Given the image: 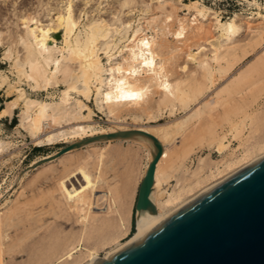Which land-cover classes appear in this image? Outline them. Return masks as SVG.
I'll use <instances>...</instances> for the list:
<instances>
[{
  "label": "bare ground",
  "instance_id": "obj_1",
  "mask_svg": "<svg viewBox=\"0 0 264 264\" xmlns=\"http://www.w3.org/2000/svg\"><path fill=\"white\" fill-rule=\"evenodd\" d=\"M157 1H159V4L162 6V8L168 5L169 3L167 2V0H157ZM157 1L155 2L158 4ZM182 1L183 0H177L178 3ZM130 2H132V0H122L120 3L121 8H124V6H126ZM129 6H127V8ZM148 6L149 5L147 4L146 7ZM171 6L172 8L176 10L177 7L175 8L174 4ZM183 6L187 7V9L189 8L194 9V13L191 19L192 22L190 20L191 24H196L194 22L195 20L197 22L198 17H200L202 20H208L210 18L209 16L213 15V18H211L212 24H213L212 26L214 30L218 32L217 34L218 37L216 36L215 37L216 39L214 40V42L211 41L209 43L211 46V49H210L211 56H207L205 58L203 57V59H201L202 58L201 57L200 58L201 60L197 64V66H199V68L203 71L201 74H204L205 78L209 79V81L212 82L213 75L216 76V74H214L215 71L220 72L223 70L224 72V68L225 69L227 68L223 65V62H225L228 65L230 61L232 60V59L229 60L230 55L232 54L231 50L234 47V46L231 47V43L234 40V38L239 34V31L242 26L239 25L236 14H233L231 17H229L228 20L223 21L219 17V14L216 11L211 10L210 8L204 6L201 1L192 0L189 5L184 4ZM73 8L71 5V0H68L63 11L60 12L59 15H56V18L52 19L51 17L52 19L51 22L47 24H42L38 16L36 18L34 14H33L34 16L30 14H24V15H20L21 17H18L20 21V25H22L23 30L18 35L17 41H18V44L21 45L20 47H22L21 51H23V53L22 52H21L22 54L20 53L22 57L16 58V60L14 61V68L16 69L18 80L15 81L16 83L13 82V84H11L12 82L8 83L9 88L11 90L13 89L17 93V96L14 99L6 102L5 107H3L0 110V117H4V116L11 117L13 115L14 110L18 107L19 103L22 102V108L19 114V127L26 130V132L31 136L32 142L34 141V143L40 146H52V145L56 146V144H65V143L68 145V144H73L76 142L84 141L87 138H92V137L94 138L95 136L110 134L108 132H105L102 134L95 135L98 131L104 130L105 128H102V126L97 127L93 125V123L92 124L85 123L86 119H91L94 114L93 110L87 104V102L90 101V98L92 96H94V103L97 109L107 114V117H108V116H116V115L118 116L121 113V111H123L124 108H126L127 112L131 111V108H134V107L135 109L136 107H139L142 110L143 108L141 107L147 104L150 101L149 99L155 94L159 95L158 101H155L156 103L158 102L157 103L158 105L160 104H169V105L174 104L175 105V102L179 101L180 103H182V106H180V108L185 107V106L187 107L189 101H192L193 98L196 99L195 97L196 92H199L200 88H205L201 85L203 83H200L201 85L200 87H199V84L196 83L197 85L196 88L197 89L199 88L198 90H196L194 83H193L194 86L193 85L192 86L195 89L189 88L191 85L190 86L188 85V87L186 88V86H184L183 84V81L187 80V78L185 77L183 78V76L182 78L185 80L181 78L182 81H179L180 79L173 80L170 78V75L168 73V71L170 70H167L168 67L166 69V66H165V62L170 61V60H167V57L169 55H165L167 56L165 62L161 58V52L163 48H166L165 46L166 43L164 44L163 41L160 42V40L159 41L157 40L159 38L158 37V34L160 32L159 30H158L159 32H155V34L149 35L148 33H145L143 29L139 26L133 29L131 36H128L129 30L132 28V23L130 20L129 21L127 20L128 22L122 21L124 23L120 22L121 26L118 27V26H112L110 23L106 22L107 21L106 19H105L106 21L102 19L103 17L102 18L94 17V19H92L91 21L86 22L87 24H84L83 28H79L81 15L76 16L75 13L73 12ZM142 8H141V12L144 11V10L142 11ZM118 12L120 13V11ZM98 14L99 13H97V15ZM257 14H256L257 17L264 19V15H263L264 13L261 14L260 12H257ZM187 15H189V12L185 13L183 18L178 17L176 19V21L178 22V28L173 32V36L178 40L185 36V32L187 28L189 27L190 22L189 23L186 22ZM175 17H177V14L175 15ZM114 20L112 21L114 22ZM117 20H120V17L119 19L117 18ZM166 20L171 21L172 14L167 15ZM17 22L18 21H16V23ZM117 22L119 23V21ZM167 25L168 24H166V27H168ZM261 26L263 25L261 24ZM248 27H250V25ZM202 28L203 27L201 25L198 27V30H201ZM162 31H161V34L163 33ZM118 35L120 36V38H118L117 40ZM123 40L124 42L126 41V44H124L118 51V54L115 55L113 53V50L116 47L118 49V44L120 42L122 43ZM58 43H61V45H58ZM239 47H242V46H239ZM199 48L204 50L205 46L202 47L201 45L199 46ZM11 49L12 48H8L5 51L4 53L5 57L10 58L12 56ZM167 52L169 53V51ZM176 52H177V49H176ZM102 54H104L107 57V61L105 63L102 61ZM235 55L236 53L232 55V58ZM187 57L190 60H195V59L198 60L196 58V54L191 53V52L187 53ZM260 58L261 57L259 56L258 59ZM211 62H214L215 64H217V68H213ZM167 63L169 64V62ZM257 64L255 66H257ZM185 65H183V67L182 66L180 67L182 68L181 70L186 68ZM255 66H254V70L257 68V67L255 68ZM252 70L253 68L251 69L249 68V70L247 71L245 70L246 72L244 71L245 73L243 72V74L241 73V75L239 73L237 74L238 76L236 75V77L235 76L232 77V78H236V82L234 81L235 85L241 86L240 82L241 83L245 82L247 78L246 76L249 74H253L251 73ZM195 71H198V70H195ZM0 78H1L0 86H2L5 82H8L7 76H1ZM249 78H247L246 81H249L248 80ZM198 80L199 79H197L196 81ZM22 82H27L33 91H37L40 89L46 90L49 86L55 83L57 84L58 82H61V83L63 82L65 84V87L63 90H61L60 95H58L59 99L57 101L50 100L51 101L50 102V101H47V99L41 100L38 98L28 96L26 94L25 89L20 86ZM228 83H230L229 80H228ZM230 85L232 86V83ZM235 85L231 87V86H228L227 84V87L231 88L232 90V88L236 89L234 88ZM223 88L225 89V87ZM223 88H222V93H223ZM238 89H240V87H238ZM209 94L211 93H208V95ZM216 94L220 96L221 93L218 94L217 92ZM216 94L215 96L218 99V96ZM211 99H214V98L211 97ZM207 101H208L207 103H209V100ZM205 103L206 102L204 101L203 104ZM213 103L211 104L214 105ZM192 105H193V102H192ZM198 105L196 104V106ZM199 109H202V108L197 107L190 113L187 112L186 115H184L180 119L174 120L172 122V125L170 124L168 125V123L161 124L156 129H154L155 127H153L152 130H149L148 126L146 125L145 126L141 125L139 129H128L125 126L122 127L119 124H117L116 126H118L119 128L113 129L114 131L111 132V133H117L120 131H128V130H144L154 135L158 139V141L160 142L162 146V154L156 165V170L154 174V184H153V188L150 194V200L155 205L156 213L152 214L148 211H137L136 210L137 212L136 213V223H135L136 230H137L136 233L133 236L128 237V239L125 242L118 243L117 245H115L116 247H113L112 249L107 251L106 255L103 258L99 257L96 246H99L100 244H102V248H103V245H105V242H107L108 240L110 241L111 239L113 240L120 232H122L125 236L129 234L131 225H130V220L128 217L129 214L127 215L128 210L126 211V199H128L127 198L128 192L125 189H127V187L125 188L123 186L125 189H123L122 187V189L125 190L123 194H121V192H123L122 189L120 190V192H119V189H117L119 192V195H117L111 188H109V185H108L107 190L104 191L101 195L97 196L95 192L97 193V191L99 190L98 189L99 182L101 181L102 176L104 174L103 171H105L106 169V168L104 169L105 162L107 159H109L110 157L109 155H113L112 154L113 152L110 151L111 153L108 154L109 152L107 153L106 149L100 148L90 153L86 158L81 157L82 158L81 161H79L81 159L79 157L80 159L76 160V162L77 161L79 162L77 164L75 163L76 165L74 169L73 170L70 169L68 174L66 173V175L63 178L59 179V182L57 181V186H58L57 188L62 197L60 203L63 206L64 211H66L68 214L74 215L76 217V221L80 223V227L78 231L75 232V234L77 233L78 235L74 236V240L76 239V242L73 241L67 246L63 245L68 242L67 237L69 236L65 235L66 238L63 239L64 241H61V243L62 242L64 243H62L60 247H63V248L65 246L66 247L64 249L58 248L59 250H61L59 253L57 249H54V252L56 254L54 255L53 250H51L52 247L53 246L55 247L56 245L54 243V245L51 247L50 250L52 251L55 257L52 255L53 258H51L52 260H50V258L46 256L47 259L43 258V260L48 261L49 259L50 261L48 263H46L47 261L45 263L44 262H40V263L41 264L42 263L44 264H94L100 259L109 260L110 255L120 252L121 250H123L124 248L132 244L133 242L146 236L153 229H155L158 225H160L162 222H164L174 213L184 208L190 202L202 196L203 194H205L206 192H208L209 190H211L212 188H214L215 186H217L218 184H220L225 179H227L234 173L238 172L242 168L249 166L253 162L264 157V136H262L261 138L250 139L246 141L245 143H243V148L241 152L238 154L232 153L233 152L232 151L230 156H223V153L228 148L229 144H226V140H225L226 134L220 136L218 133H216L218 131L217 130L214 133V135L210 137V142L208 145L209 147L210 146L216 147V151L220 155H222V158L219 160H213V159H209L208 156H202L198 159L197 166L192 172V174L190 175V178H186L184 176H180V177L175 176V179H174L173 172L177 171L178 169L180 170L182 169L184 159L189 154V152L192 151V147L196 143L193 140L192 142H188L185 139H182V140L180 139V144H179L180 149L178 150L177 148H174L175 150L177 149L174 153L172 151L173 148L171 149V146L174 143H176V138L179 132H180V137L183 136V128L185 124L190 118L194 116L196 117V115L199 112ZM183 110L184 109H182V111ZM146 118H147V121H150L152 120L153 116L149 115ZM133 120H142L141 113L140 115L134 114ZM229 123H230L229 130H230V134L232 135V137L234 138L242 137V133L244 129V119L229 121ZM120 139H123V138H115V139L110 138V139L95 140V141H92V142H89L83 145L80 148L96 146V143L100 141L111 142V140H120ZM124 140L133 141V143L138 142L142 144L143 146H145L148 150L147 152L148 162L145 165L146 167L143 171V174L140 175L141 176L140 180H138L139 181L138 188H139L140 182L142 181V178L146 174V171L149 167L150 162L153 160V156L156 152V147L154 145V142L145 136H132L129 139H124ZM7 144L8 143H6L4 140L0 138V151H3L4 148L7 146ZM78 149L79 148L71 149L65 154H63L62 156H60L59 158L52 159V160L50 158L56 152L51 155L42 157L36 162L45 160V159H48V160L36 166L35 170L40 169L42 166L46 168L48 165L50 166L55 161L57 162L58 160H61V158L64 157L65 155L67 154L70 155V153L72 154L73 151L78 150ZM64 159L67 160V158L65 157ZM69 159L71 160L72 158H69ZM74 160L75 159L71 161H74ZM61 163L63 162L61 161ZM91 163L92 164L94 163L95 165V168H96L95 174H93L89 168V165H91ZM70 165L73 166V163L72 164L70 163ZM54 168L55 167H53V169ZM72 177L74 178L77 177L76 182L69 181L70 178L72 179ZM173 180H175L174 184L171 183ZM67 181H69L70 183L68 182L69 183L68 184ZM126 185L128 184H125V186ZM168 186L171 187V189H169ZM48 193L51 194V191H49ZM55 199L57 200V198ZM100 201H102L101 206L104 205V207L100 209L101 212L94 213L97 211L96 210L94 212L92 211L93 206L94 204H99L98 202ZM41 203H42V200L40 204ZM2 214L3 213L0 212V264H5L4 262L5 257L3 256L4 255L3 254L4 244L2 243L3 241L2 238H5V237L2 236L1 231H2L4 224L7 223V221L4 223ZM8 227L9 226H7V228ZM6 229H5V232H6ZM122 233L119 234L117 238L120 235H123ZM72 236L70 235V237ZM57 237H59V235ZM61 237L64 238L63 236ZM56 238H55V242L58 239H60V237L57 238V240ZM62 238L60 240H62ZM91 238L94 242V246L92 245L90 247L89 244L85 241H89ZM68 239L71 240L70 238ZM39 259L37 261L33 260V264H35L36 262L38 263L40 261Z\"/></svg>",
  "mask_w": 264,
  "mask_h": 264
},
{
  "label": "rangeland",
  "instance_id": "obj_2",
  "mask_svg": "<svg viewBox=\"0 0 264 264\" xmlns=\"http://www.w3.org/2000/svg\"><path fill=\"white\" fill-rule=\"evenodd\" d=\"M67 1L68 0H0V77L1 76L8 77V82H5L2 86H0V110L3 107H5L7 101H10L17 96V93L13 89L11 90L9 88L8 83L12 82L11 84H13V82L16 83L15 81L18 80L17 72L16 69L14 68V61L16 60V58L22 57L21 54L23 53V51H21L22 47H20L21 45L18 44L17 41L18 35L23 30L22 25H20V21L18 17H21L20 15H24V14H30L32 16L35 15L36 18L38 16L42 24H47L51 22L52 19L56 18V15H59V13L63 11V9L67 4ZM121 1L122 0H106V1L105 0H71V5L72 8L74 7L73 12L75 13V15L76 16L81 15L79 28H83V25L87 24L86 22H89L92 19H94V17L95 18L103 17L102 19L104 20L106 19L107 20V21L105 20L106 22L110 23L112 26H118V27L121 26L120 22L122 21L128 22L130 20L132 23V28H131L132 30L131 29L129 30L128 36H131L133 29L139 26L143 29L145 33H148L149 35L155 34V32L160 31L158 34L159 38L157 40L158 41L160 40V42L163 41L164 44L166 43L165 44L166 48L162 49L161 58L165 62L167 57L165 55H169L167 57V60L170 61H166L165 66L166 69L168 67L167 70H170L168 71L170 78L173 80L180 79L179 81H182L184 77L187 78V80L183 79L185 80L183 81V84L184 86H186V88L188 87V85L189 86L191 85L189 88H194L193 87L194 85L196 88L197 87L196 83L199 84V87L202 85L205 88H200L201 91L198 88L199 92H196L195 95L196 99L193 98L192 101H189L187 107L183 105L186 108L185 107L180 108V106H182V103H180L179 101H176L175 105L170 104L171 106L169 104L158 105L157 104L158 102L156 103L155 101H158L159 95L155 94L149 99L151 102L149 101L147 104L141 107L144 110L143 109L141 110L139 107H136L135 109L134 107L131 108V111L127 112L126 108H124L123 111H121V113L118 116L116 115V116H108V117L107 114L97 109L94 103V96H92L90 98V101L87 102V104L93 110L94 114L91 119H86L85 123L88 124L93 123V125L97 127L102 126V128H105L104 130L98 131L95 135L102 134L105 132L111 133L114 131L113 129L119 128L118 126H116L117 124H119L122 127L125 126L128 129H139L141 125L144 126L146 125L148 126L149 130H152L153 127H155L154 129H156L161 124L168 123V125L169 124L172 125V122L174 120L180 119L181 117L186 115L187 112L190 113L197 107L202 108L203 111L202 109H199V112L196 115V117L194 116L187 121V123L183 128V136H181L182 138L180 137V132H179L176 138V143H174L171 146V149L173 148L172 151L174 153L177 149L178 150L180 149L179 148L180 139L181 140L185 139L188 142H192L193 140L196 143L193 145L192 151H190L189 154L184 159L182 169L181 170L178 169L177 171L173 172L174 179L175 176L176 177L184 176L186 178H190V175L197 166L198 159L202 156H208L209 159H213V160H219L222 158V155H220L216 151V147L213 146L209 147L208 145L210 142V137L213 136L217 130L218 131L216 133H218L220 136L226 134V139H225L226 144H229L228 148L223 153V156H230L232 151H233L232 153L238 154L241 152L243 148V143H245L250 139L261 138L262 136H264V65H263L264 63H262L264 62L263 61L264 60V52H263L264 51V32H263L264 19L257 17L258 15L257 12H260L261 14L264 13V0H256V1L255 0H198L201 1L204 6L210 8L211 10L216 11L219 14V17L223 21L228 20L229 17H231L233 14H236L238 18L237 19L238 23L240 26H242L239 31V34L237 35L238 37L236 36L233 40L234 42L232 41L231 43V47L232 46L234 47L231 50L232 54L230 55L229 60L231 59L232 60L228 65L225 62H223V65L227 68L229 66V68L228 69L224 68V72L223 70L220 72L218 71L219 74L218 72L215 71L214 74H216V76L213 75L212 82L209 81V79L205 78L204 74H201L203 71L199 68V66H197V64L201 59H203V57L205 58L207 56H211V50H210L211 46L209 43L211 41L214 42V40L216 39L215 37L216 36L218 37L217 35L218 32L214 30L212 26L213 24L211 18H213V15H210L209 16L210 18L208 20H202L200 17H198L197 22L196 20L194 22L196 24H191L192 22L191 19L194 13V9L193 8L187 9V7L183 5L184 4L189 5L192 0H183L182 2H180L182 5L178 3L177 0H171V1L167 0V2L169 3L168 5L163 7L164 10L162 6L159 4V1L157 0H136V1L132 0V2L124 6L125 9L121 8L120 5ZM155 1H157L159 5ZM172 3L175 5V8L177 7L176 10L172 8L171 6L173 5ZM147 4L149 5L148 7H146ZM127 6H129L130 8L129 7L127 8ZM141 8L142 11L144 10L143 12H141ZM118 11H120V13ZM187 12H189V15L186 16L187 17L186 22L189 23L191 20V22L189 23L190 28L188 27L185 32V36L178 40L173 36V32L178 28V22L176 21V19L178 17L183 18L184 14ZM97 13L99 14L97 15ZM117 13L119 16L117 15ZM125 13H127L128 15ZM174 13L175 15L177 14V17H175ZM166 14L167 15L172 14L171 21L166 20V16H167ZM119 17L120 20H117V18L119 19ZM112 20H114V22L116 23H114ZM16 21L18 22L16 23ZM44 21L47 22L45 23ZM117 21H119L120 25ZM162 21L164 22V24ZM166 24H168L167 26L169 27V29L168 27H166ZM200 24L202 25L203 28L201 30H198V27L201 26ZM261 24L263 26H261ZM249 25L250 27H248ZM254 27L257 29H255ZM161 31L163 32L162 34ZM118 38H120L119 35L117 36V40ZM124 44H126V41L124 42L123 40L122 43L120 42L118 44V49L116 47L113 50V53L117 55L118 51ZM168 44L170 47L168 46ZM58 45H61V43H58ZM201 45L202 47L205 46L204 50L199 48V46ZM8 48H12L11 49L12 56L10 58L5 57L4 55L5 51ZM173 50L175 51V53ZM167 51H169V53ZM188 52L196 54V58L198 60L196 59L190 60L187 57ZM235 53H236L235 55L236 58L235 56H233L232 58V55ZM259 56L263 59L261 58L258 59ZM102 61L104 63L107 61V57L104 54H102ZM167 62H169L170 65ZM211 64L213 68H217V64H215L214 62H211ZM230 64L232 67L230 66ZM256 64L257 66H255ZM183 65H185L186 68L181 70L182 68L180 67L181 66L183 67ZM253 65L255 66V68L257 67L258 69L256 68L254 70ZM249 68L250 69L253 68V70L251 71V73L253 74H249L246 76L247 78L250 77L248 79L249 81H246L247 78L245 77L246 78L245 82L243 81H242L243 83L240 82L241 86L235 85L236 78H232V77L234 76L236 77V75L239 73L240 75L241 73L243 74V72L245 70L246 71L249 70ZM197 79L199 80L196 81ZM224 79L227 81H225ZM228 80L230 83H228ZM200 83L203 84L200 85ZM231 83L232 86L235 85L234 88L236 89L232 88L231 90V88L227 87V84L228 86H231L230 85ZM20 86L25 89L26 94L28 96L38 98L41 100L47 99V101L50 100L57 101L59 99L58 95H60L61 90L64 89L65 84L63 82L62 83L58 82L57 84L55 83L49 86L46 90L40 89L37 91H33L27 82H22ZM223 87H225V89ZM238 87H240V89H238ZM222 88H223V93H222ZM198 89L196 88V90ZM215 89L217 90L218 94L221 93L220 96L216 94L217 92ZM208 93L211 94L208 95ZM215 94L218 96V99L215 96ZM211 97H213L215 100L211 99ZM199 99L201 100V102ZM203 100L206 102L205 104H203L204 103ZM207 100H209V103H207L208 102ZM216 101L219 103H217ZM211 103H213L214 105H212ZM196 104L199 105L196 106ZM21 108H22V102L19 103L18 107L14 110L13 115L11 117L8 116L0 117V138L4 140L6 143H8L7 146L4 148V150L0 151V212L3 213L2 217L4 219V223L7 221V223L4 224L1 231L2 236L5 237L2 238L3 240L2 243L4 244L3 256L5 257L3 258L5 260L4 261L5 264H30V263L33 264V260L37 261L39 258L40 261L38 263L34 262L35 264H41L40 262L45 263L47 260H43V258L45 259L47 256L50 258V260H52L51 258H53V256L56 255L54 249H57L59 253L61 251L59 249H64L68 244L72 243L73 241L76 242V239L74 240V236L78 235L77 233L75 234V232L78 231L80 227V223L76 221V217L74 215L68 214L66 211H64V208L60 203L62 197L57 188L58 187L57 181L59 182V179L63 178L66 175V173L68 174L70 169L73 170L75 165L79 161H81L82 158H86L90 153L100 148L106 149L107 151L106 150L105 151L107 153L109 152L108 154H110L111 153L110 151H112L113 155H109L110 156L109 159H107L108 156L106 158L108 160V161L106 160L105 162L104 169L105 168L106 169L105 171H103L104 174L102 176L101 181L99 182V186H98L99 190L97 191V193L95 192V194L97 196L101 195L104 191L107 190L109 185V188H111L117 195H119V192L122 189V187L123 186L125 188L127 187V189H125L124 187L123 189L127 190L128 192V197H127L128 199H126V211L128 210L127 215L129 214L128 217L131 225L129 234L127 236H125L122 232H120L119 234L122 233L123 235H120L117 238V236L119 235L118 234L113 240L112 239L110 241L108 240L107 242H105V245H103V248H102V244H100L101 246L100 245L96 246L99 257L103 258L106 255L107 251H109L113 247H116L115 245H117L118 243L125 242L128 239V237L133 236L137 231L135 226L136 213H137L135 209V204H136L137 192H138L137 189L139 183L138 180H140L141 178L140 175L143 174V171L146 167L145 165L148 162L147 148L138 142L133 143V141H128L124 139L111 140V142L100 141L96 143V146L79 148L78 150L73 151L72 154L70 153V155L69 154L65 155L64 157L67 158V160L64 159V157H62L61 160H58L57 162L55 161L50 166L48 165L46 168L42 166L43 168L41 167L40 169L35 170L36 168H32L31 166L37 160L59 151L67 144L66 143L56 144V146L55 145L40 146L34 143V141L32 142V138L26 132V130L19 127V114L21 112ZM182 109L184 110L182 111ZM138 110L141 113L142 120H133L134 114L140 115ZM149 115L153 116V118L152 120L147 121L146 117ZM238 119L239 120L244 119V129H243L242 137L234 138L230 134L229 121L238 120ZM125 139H129V138H125ZM174 148L177 149L175 150ZM79 157L82 158L80 159ZM69 158H72L71 160L73 159L75 160L71 161ZM77 159L80 160L76 162ZM61 161L63 163H61ZM68 162H70L71 164L73 163V166H71L70 163ZM66 165L67 166L70 165V166L67 167ZM53 167L55 168L57 167V168L53 169ZM89 168L93 174L96 173L95 170L96 168L94 163L93 164L91 163V165H89ZM76 180L77 177L75 178L72 177V179L70 178L69 181L76 182ZM69 181H67V183ZM171 183L174 184L175 180H173ZM125 184L128 185L125 186ZM168 188L171 189V187L169 186ZM117 189H119V192ZM123 189H122L123 192H121V194H123L125 191ZM49 191H51V194L48 193ZM55 198H57L58 201ZM41 200L42 203L40 204ZM98 203L99 204H94L93 206L92 211L93 212L95 210L97 211L94 213L101 212L100 209L104 207V205L101 206L102 201ZM6 225L9 227L7 228ZM5 226L7 229L5 228ZM4 228L6 229V232ZM58 235L60 239L62 238L61 236H63L64 238H62V240L60 239L57 240V238H59L57 237ZM65 235L66 236L68 235L69 237H67L68 242L66 244H63L66 245L63 248L60 247V245L64 243V242L61 243V241H64L63 239L66 238ZM70 235L71 236L73 235L72 236L73 239L72 237H70ZM55 238L57 240L56 242H55ZM68 238H70L71 240H69ZM91 240L92 238L89 241H85L89 244L90 247L92 245L94 246V242L93 240L92 241ZM54 243L56 244L55 245L56 248L53 246ZM57 243L59 244V246ZM50 249L53 250L54 255ZM50 260L48 259L46 263H48Z\"/></svg>",
  "mask_w": 264,
  "mask_h": 264
},
{
  "label": "water",
  "instance_id": "obj_3",
  "mask_svg": "<svg viewBox=\"0 0 264 264\" xmlns=\"http://www.w3.org/2000/svg\"><path fill=\"white\" fill-rule=\"evenodd\" d=\"M132 136H145L156 147L135 204L137 211L155 214L150 194L162 146L154 135L144 130L99 135L68 144L50 159L95 140ZM94 264H264V157L190 202L146 236L110 255L109 260Z\"/></svg>",
  "mask_w": 264,
  "mask_h": 264
}]
</instances>
